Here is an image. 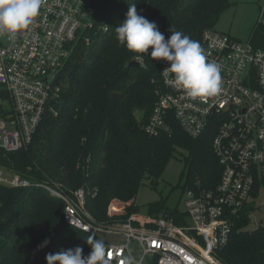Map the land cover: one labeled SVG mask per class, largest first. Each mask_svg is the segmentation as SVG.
I'll return each instance as SVG.
<instances>
[{"label":"trees","instance_id":"16d2710c","mask_svg":"<svg viewBox=\"0 0 264 264\" xmlns=\"http://www.w3.org/2000/svg\"><path fill=\"white\" fill-rule=\"evenodd\" d=\"M114 2L107 11L105 5L101 9L95 28L88 34L91 43L75 45L60 71L57 115L43 120L28 150L0 151V167L31 183L27 188L0 186V264H47L48 253L77 246L83 248L84 256L91 252L86 242L90 235L65 223L64 202L44 185L54 186L66 195L83 189L88 211L100 220L116 222L139 214L135 199L140 189L147 183L156 190L177 155L184 162L185 186L200 180L212 188L219 182L221 168L212 149V129L193 139L171 118L170 133L151 137L146 132L158 101L160 66L150 55L151 47L142 54L120 45L115 28L135 4L138 14L155 22L166 41L173 30L201 44L203 33L215 30L222 15L235 3ZM104 28L108 29L106 34ZM250 39L255 48L264 51L263 20ZM137 58L142 60L140 66H132ZM260 197L257 184L253 202L234 220L229 244L217 253L221 264H264V220L248 230ZM148 214L183 216L177 209H165L162 201L150 205ZM46 239L50 243L41 248Z\"/></svg>","mask_w":264,"mask_h":264},{"label":"built area","instance_id":"2783aa9c","mask_svg":"<svg viewBox=\"0 0 264 264\" xmlns=\"http://www.w3.org/2000/svg\"><path fill=\"white\" fill-rule=\"evenodd\" d=\"M107 1L42 0L27 29L0 34V151L28 150L43 120L57 115L58 75L75 45L91 43L88 34ZM107 32L104 28L103 34ZM200 45L207 60L220 68V92L189 97L174 73L163 72L170 62L157 59L161 86L146 126L151 137L170 133L171 118L193 139L210 129L215 132L212 149L221 168L219 182L212 188L200 180L187 183L182 217L138 214L108 222L88 211L83 189L66 195L44 185L64 202L63 220L69 227L104 241L110 264H221L217 253L229 244L234 220L253 202L257 184L264 197V51L251 39L242 42L215 30H206ZM0 186L27 188L31 183L0 167ZM107 235L124 242L110 243L103 238Z\"/></svg>","mask_w":264,"mask_h":264},{"label":"clouds","instance_id":"9594fccd","mask_svg":"<svg viewBox=\"0 0 264 264\" xmlns=\"http://www.w3.org/2000/svg\"><path fill=\"white\" fill-rule=\"evenodd\" d=\"M42 0H0V34L10 35L27 29L38 17ZM165 36L155 22L139 15L136 5L130 6L126 19L115 28L119 44L133 53H150L153 59H165L170 66L163 72L174 73V79L192 98L216 95L221 90V71L216 63L207 60L200 43L180 31ZM91 252L84 256L77 246L46 255L47 264H110L104 241L90 235L86 240ZM50 243L45 240L41 248Z\"/></svg>","mask_w":264,"mask_h":264},{"label":"rangeland","instance_id":"374dc122","mask_svg":"<svg viewBox=\"0 0 264 264\" xmlns=\"http://www.w3.org/2000/svg\"><path fill=\"white\" fill-rule=\"evenodd\" d=\"M231 2L235 3V6L225 11L215 31L246 42L250 40L259 21L263 20L261 15L264 14V0H231ZM114 3L113 0H108L106 2L107 5L103 4V6L105 5L104 10L107 11ZM183 169L184 162L181 156L177 155V159L171 160L168 164L156 190L151 189L147 183L143 185L135 199V204L139 207L140 216H149V206L160 201L163 202L165 209L184 210L186 176L182 175ZM263 198L261 196L256 202L257 210L251 215L252 221L248 230H254L264 220ZM103 238L113 244L124 242L122 237L117 236L107 235L103 236ZM132 250L135 256L139 258L140 254L138 251L135 248Z\"/></svg>","mask_w":264,"mask_h":264},{"label":"water","instance_id":"95a60500","mask_svg":"<svg viewBox=\"0 0 264 264\" xmlns=\"http://www.w3.org/2000/svg\"><path fill=\"white\" fill-rule=\"evenodd\" d=\"M131 65L132 66H140V64L139 63H136V62L132 63Z\"/></svg>","mask_w":264,"mask_h":264},{"label":"snow or ice","instance_id":"6c2138e0","mask_svg":"<svg viewBox=\"0 0 264 264\" xmlns=\"http://www.w3.org/2000/svg\"><path fill=\"white\" fill-rule=\"evenodd\" d=\"M109 255L111 256V253H109Z\"/></svg>","mask_w":264,"mask_h":264}]
</instances>
